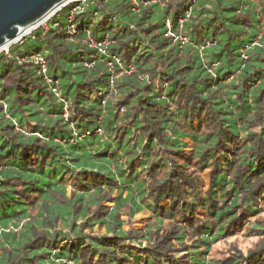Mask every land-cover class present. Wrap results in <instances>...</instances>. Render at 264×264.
Wrapping results in <instances>:
<instances>
[{
	"label": "trees",
	"instance_id": "1",
	"mask_svg": "<svg viewBox=\"0 0 264 264\" xmlns=\"http://www.w3.org/2000/svg\"><path fill=\"white\" fill-rule=\"evenodd\" d=\"M0 264H264V0H88L1 53Z\"/></svg>",
	"mask_w": 264,
	"mask_h": 264
},
{
	"label": "water",
	"instance_id": "2",
	"mask_svg": "<svg viewBox=\"0 0 264 264\" xmlns=\"http://www.w3.org/2000/svg\"><path fill=\"white\" fill-rule=\"evenodd\" d=\"M67 0H0V48L12 44L24 29Z\"/></svg>",
	"mask_w": 264,
	"mask_h": 264
},
{
	"label": "built area",
	"instance_id": "3",
	"mask_svg": "<svg viewBox=\"0 0 264 264\" xmlns=\"http://www.w3.org/2000/svg\"><path fill=\"white\" fill-rule=\"evenodd\" d=\"M88 0H67L63 3H61L60 5L56 6L55 8H53L51 11H49L45 16H43L41 19H39L37 22H35L34 24L21 29L19 36L16 40H14V42L12 44H7L6 46L0 48V54L4 53V54H8V49L10 46H12L15 43L21 42L22 40H24L27 36H30L32 34V32H34L37 29L40 28H46L47 23L51 20L52 17H54L55 15H57L61 10H63L64 8H66L67 6L71 5V4H80L81 6H83ZM134 1V0H132ZM69 26H68V32L69 33H75L74 31V26H73V17L70 18L69 22H68ZM167 27L169 28V25L167 24ZM167 36L173 37V41H177L179 42L181 45L184 44L186 42V39L181 37L180 35L177 37H174L170 31L168 30L166 33ZM106 44L105 42H95L90 40L89 42V47L96 49L97 53L99 55H106ZM35 64L38 65L39 69H40V73L41 74H45L46 72V67H45V62L41 57H37L35 60ZM110 68H111V64Z\"/></svg>",
	"mask_w": 264,
	"mask_h": 264
},
{
	"label": "rangeland",
	"instance_id": "4",
	"mask_svg": "<svg viewBox=\"0 0 264 264\" xmlns=\"http://www.w3.org/2000/svg\"><path fill=\"white\" fill-rule=\"evenodd\" d=\"M87 178L89 179V176L87 175ZM203 178L205 181V186L207 187L208 185V174L207 172L203 173ZM166 203H163V206H165ZM147 215L144 216H137L134 220H133V224L128 228V229H140L142 228V226L144 224H146L147 222ZM103 232V230H102ZM96 233V232H95ZM254 243V239L253 238H248L243 236L242 234H239L237 236L231 237L229 239H227L224 242H220L218 244H216L213 247V254L214 257L216 259H222L224 257H228V253H230V249L232 246H236L242 253H246L248 251L249 248H251V246Z\"/></svg>",
	"mask_w": 264,
	"mask_h": 264
}]
</instances>
